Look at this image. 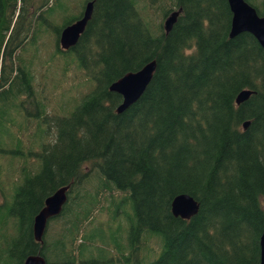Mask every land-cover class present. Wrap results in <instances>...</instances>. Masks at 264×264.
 Returning a JSON list of instances; mask_svg holds the SVG:
<instances>
[{"label":"trees","instance_id":"16d2710c","mask_svg":"<svg viewBox=\"0 0 264 264\" xmlns=\"http://www.w3.org/2000/svg\"><path fill=\"white\" fill-rule=\"evenodd\" d=\"M82 1L0 0V264H258L264 51L248 33L228 38L226 0H94L61 51ZM246 2L264 16V0ZM153 60L142 95L116 113L108 86ZM52 66L62 81L78 73V98L57 96ZM63 186L39 244L33 217ZM177 194L198 204L188 220L170 214Z\"/></svg>","mask_w":264,"mask_h":264},{"label":"water","instance_id":"95a60500","mask_svg":"<svg viewBox=\"0 0 264 264\" xmlns=\"http://www.w3.org/2000/svg\"><path fill=\"white\" fill-rule=\"evenodd\" d=\"M231 17L228 30V38L232 39L240 33L250 34L264 51V16H259L255 9L250 6L246 0H226ZM92 12V1L85 4L80 19L61 29L58 36V45L61 50H68L74 46L79 35L83 32L86 22L89 20ZM180 13V8L170 12L162 22V30L167 34L176 21ZM155 71V61H149L139 70L129 72L121 76L108 86L110 92L120 96L121 102L116 107L115 112L121 113L130 105L136 102L149 84ZM253 92L248 89L241 90L235 97V104L238 105ZM249 122L242 123V130H245ZM68 186H63L51 195L43 203V207L33 217L32 236L35 242L41 244L42 237L47 222L59 215L62 206L66 201V192ZM264 205V198L262 199ZM170 214L174 218L188 220L198 211V204L187 194L175 195L169 204ZM258 264H264V219L262 221V230L258 239ZM22 264H46L43 257L38 254L27 256Z\"/></svg>","mask_w":264,"mask_h":264},{"label":"rangeland","instance_id":"374dc122","mask_svg":"<svg viewBox=\"0 0 264 264\" xmlns=\"http://www.w3.org/2000/svg\"><path fill=\"white\" fill-rule=\"evenodd\" d=\"M68 1L71 4H73V5H70L72 7V9H75V7L77 6L75 1H79V0H75V1L74 0H68ZM154 6H156V8H159V11H160V5L158 4V2H157V5H154ZM79 9H80V7H79ZM79 9L77 10V12L79 11ZM153 12H155V11H153ZM160 13L161 12H156L155 14H151V16L157 15L156 23H158V21H159L158 15H160ZM161 21H162V19H161ZM62 23L63 22L61 20H59L53 26L54 27H56V26L60 27V26H62ZM40 53L42 54L43 57H48V54L51 53V48L48 45H44V43H43V51H41ZM55 65H57V64H55ZM50 71L53 74V77L55 78V81L57 83L58 88L56 90H54L57 92V96H58V93H63L65 95L66 94L73 95L74 97L78 98V95L76 94L75 90L71 89L74 86V81H79L78 76H77L78 73L72 72L65 77L64 81H62V77L60 75V70L57 67L52 66ZM49 84H50V82H49ZM69 89H71V90H69ZM84 92H85V90H84V86H83V90H81V93H84ZM46 97L48 99V103H50L52 105L53 104L52 96L49 98V96L47 95ZM53 105H55V104H53Z\"/></svg>","mask_w":264,"mask_h":264},{"label":"flooded vegetation","instance_id":"af4514ba","mask_svg":"<svg viewBox=\"0 0 264 264\" xmlns=\"http://www.w3.org/2000/svg\"><path fill=\"white\" fill-rule=\"evenodd\" d=\"M87 1H92V13H93V4H94V0H87ZM82 12H83V7H82V10L79 11L78 15L76 16L77 18H76L75 20H77V19H79V18L81 17ZM92 13H91V16H92ZM90 19H91V18H90ZM75 20H74V21H75ZM89 21H90V20H89ZM89 21H88V22H89ZM88 22H87V23H88ZM84 30H85V29H84ZM83 32H84V31H83ZM83 32H82V33H83ZM81 35H82V34H81ZM81 35H80V36H81ZM80 36H79V38H80ZM79 38H78V40H77V43L79 42ZM75 45H76V44H75Z\"/></svg>","mask_w":264,"mask_h":264}]
</instances>
